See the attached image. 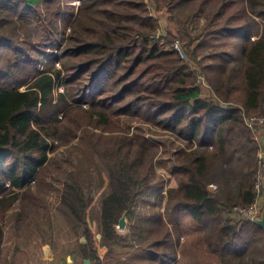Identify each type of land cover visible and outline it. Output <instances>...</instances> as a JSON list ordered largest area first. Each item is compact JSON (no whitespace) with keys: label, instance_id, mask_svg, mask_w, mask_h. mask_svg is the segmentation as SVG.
<instances>
[{"label":"trees","instance_id":"obj_1","mask_svg":"<svg viewBox=\"0 0 264 264\" xmlns=\"http://www.w3.org/2000/svg\"><path fill=\"white\" fill-rule=\"evenodd\" d=\"M183 5L185 26L203 18V31L194 37L179 25L161 31L159 12ZM185 38L188 47L199 40L191 52ZM60 85L64 92L56 97ZM260 116L264 0H0V264H9L3 254L9 218L15 231L30 219L51 222L47 199L55 183L63 185L58 212L77 237L70 254L84 264H107L122 242L141 254L115 264H176L160 214L149 225L139 218L127 237L116 228L124 213L133 220L139 198L163 186L155 144L131 132L150 127L186 144L176 155L180 176L166 192V210L194 219L201 249L219 264H264V229L231 217L259 196L264 144L246 119ZM69 145L109 173L98 222L93 178L78 166L81 156L76 163L69 154L70 172L50 156Z\"/></svg>","mask_w":264,"mask_h":264},{"label":"rangeland","instance_id":"obj_2","mask_svg":"<svg viewBox=\"0 0 264 264\" xmlns=\"http://www.w3.org/2000/svg\"><path fill=\"white\" fill-rule=\"evenodd\" d=\"M79 2H74V5L76 7H79ZM184 9V5L182 7L176 8L173 12L169 11H161L159 12V16H161V25L162 30L165 31L166 27H176L180 26L182 29H187L188 32H190V35L192 37L198 35L203 31L205 21L203 18H200L199 22L193 23L189 26H185V21L188 20L189 17L187 15H183V18H180V13ZM165 10V9H164ZM77 12V11H76ZM171 20V21H170ZM24 35L22 36V38ZM186 44V47L188 48L190 52L194 49L195 45H197L199 40L193 41L188 47V38H185L183 40ZM170 47V46H168ZM229 51H234V47L228 48ZM187 55V52H186ZM189 55L186 56V60L188 59ZM198 59L203 60L204 62H209L208 57L206 54H200L198 56ZM204 79V78H203ZM201 84H204V81L201 82ZM65 86H58L56 89V97L58 93L64 92ZM261 117V116H260ZM257 130V137L260 143L264 144V125L260 127H256ZM148 130H141L137 132L136 128H132L131 132L140 134V140H145L151 144H155L158 155L154 161L155 167L157 170V181H160L162 183L161 188H157L152 192L144 194L141 198L138 199V206L136 207V216L133 218V220L130 222V219L127 217V225L125 229H119V226H117V232L122 235L123 237L130 236L132 234V227H134L135 224H137V220L140 218L143 219L144 224H148L149 218L154 217L155 214L161 215L169 224V228L171 230V239L174 240V244L178 251V261L176 264H219V260L214 257L210 256L205 252V250L201 249L200 243H198L200 237H201V229L196 224L194 219L186 212L182 211H167L166 205H167V190L170 188L177 187L178 185V179H179V173H176V170L174 168L175 160L177 158V154L179 149L181 148V145L186 146L185 143L180 142L175 137L166 134L162 131H158L154 128H147ZM57 143H55L56 146ZM74 145V144H71ZM64 146L61 148H58L54 154H51L50 156L53 158H56V163L58 166L61 167L63 172H70L74 169L72 165L69 163L70 156L69 154H73L75 161V156H81L83 155V151H86L84 149L76 151V149H73L72 147ZM262 153V152H261ZM260 153V154H261ZM76 163H79L76 161ZM84 165L86 168V172H84L85 176L91 175L93 178V182L91 184V191L92 195L94 196V205L92 207V213L95 215V222H98V213L100 211V203L103 196H106L109 194V173L106 169V167L100 162L98 158H95V162L92 164H89L88 162H85L83 159L81 160V164ZM77 166V167H78ZM260 181L262 182V190L264 192V171L262 172V176ZM56 184V189L53 193H51L47 199L49 209L51 210L50 213L55 215V219L59 220L58 224V230H62V234H60L61 237H63V240H70L68 238V233H66L65 227H67L68 222L65 221V218L58 212V205L61 201V192L63 185L62 183ZM212 191H216L217 187L215 185H212L210 187ZM15 213V212H13ZM11 214V217L13 215ZM232 212L231 217L235 218L234 220H240L239 216L234 214ZM40 223V226L44 229H47L48 223L45 221L46 219H42L41 217L37 219ZM31 222L35 220L30 219ZM241 221V220H240ZM8 226L6 228L5 233V243L3 248V254L6 259V261L10 264V226H13L12 221L9 218ZM134 225L132 226V224ZM142 229V228H141ZM143 231V229H142ZM73 233V232H72ZM75 234V233H74ZM96 239L98 242L101 240V234L98 230L95 231ZM72 236V235H71ZM73 239V237H71ZM14 240V238H12ZM75 242L77 241L74 240ZM82 243L85 242V240L82 238L80 239ZM136 243V242H135ZM133 242V244H135ZM72 245V244H71ZM135 248L139 244H135ZM100 250V253L102 255V258H104V254L107 252L103 248L98 247ZM140 251L135 250L134 248H130L126 246L124 242L120 244V246L117 247V251H114L112 255H110L109 260L107 264H115L118 261L126 262L130 258H134L137 260V255H140ZM82 262V261H81ZM83 263V262H82ZM69 264V263H68Z\"/></svg>","mask_w":264,"mask_h":264},{"label":"crops","instance_id":"obj_3","mask_svg":"<svg viewBox=\"0 0 264 264\" xmlns=\"http://www.w3.org/2000/svg\"><path fill=\"white\" fill-rule=\"evenodd\" d=\"M58 222L53 214L47 229L34 221H28L20 231L10 226V238H14L10 239V264H84L75 254H70L76 244L74 232L67 224L65 229L70 240H63L60 236L63 229L58 230Z\"/></svg>","mask_w":264,"mask_h":264},{"label":"built area","instance_id":"obj_4","mask_svg":"<svg viewBox=\"0 0 264 264\" xmlns=\"http://www.w3.org/2000/svg\"><path fill=\"white\" fill-rule=\"evenodd\" d=\"M173 47L182 59H186L187 55H186V52H185L182 44L180 43V41H176L173 44ZM198 81L203 82L204 81L203 77L199 76ZM246 123L250 128L260 127V126L264 125V117H250V118L246 119ZM259 158L261 160L260 161L261 171L258 175L257 184H256V189L259 193V196H258L256 203L253 204L252 206L246 207V208L236 207L233 210V213L236 214L237 216H239L240 220H249V221L254 222L256 219L260 218L261 212L264 208V192L262 190V187H263L262 182L260 181L261 176H262V172L264 171V152H262L259 155Z\"/></svg>","mask_w":264,"mask_h":264},{"label":"water","instance_id":"obj_5","mask_svg":"<svg viewBox=\"0 0 264 264\" xmlns=\"http://www.w3.org/2000/svg\"><path fill=\"white\" fill-rule=\"evenodd\" d=\"M259 227H261L262 229H264V208L261 212V216L259 219H256L254 221ZM127 225V213H124V215L122 216V218L119 221V229H125ZM85 264H91L90 260H86Z\"/></svg>","mask_w":264,"mask_h":264}]
</instances>
